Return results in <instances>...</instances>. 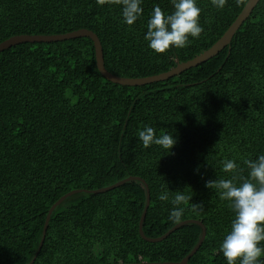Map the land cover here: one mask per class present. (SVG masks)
I'll list each match as a JSON object with an SVG mask.
<instances>
[{"label":"trees","instance_id":"trees-1","mask_svg":"<svg viewBox=\"0 0 264 264\" xmlns=\"http://www.w3.org/2000/svg\"><path fill=\"white\" fill-rule=\"evenodd\" d=\"M248 0H227L217 10L197 0L204 31L183 49L156 54L143 39L154 5L171 13L170 0H143V15L130 27L116 6L96 0H0V43L20 35H59L79 29L99 39L105 69L139 79L168 72L211 48ZM151 126L174 135L170 150L144 149L138 132ZM264 154V0L216 56L165 81L122 86L97 69L89 38L21 43L0 52V264L179 262L201 229L188 223L160 242L138 233L166 234L185 220L201 222L204 241L188 264H226L219 244L233 213L210 181L232 178L222 161ZM86 191V192H85ZM165 192L168 201L159 196ZM182 194L183 214L169 219L171 199ZM193 205L200 207L193 208Z\"/></svg>","mask_w":264,"mask_h":264},{"label":"clouds","instance_id":"clouds-1","mask_svg":"<svg viewBox=\"0 0 264 264\" xmlns=\"http://www.w3.org/2000/svg\"><path fill=\"white\" fill-rule=\"evenodd\" d=\"M100 7L116 6L120 11L123 24L131 26L140 19L144 9L143 0H96ZM172 11L166 13L159 5H154L146 24L143 39L156 54H163L170 48L183 49L193 39H199L204 29L200 25L201 9L197 0H170ZM227 0H211L217 10H222ZM138 140L144 149L153 145L170 152L176 144L174 135H157L151 126H144L138 132ZM248 170L247 178L240 183L234 182L242 169L233 159L222 161L225 173L232 178L210 181L207 187L214 186L222 201L233 213L229 230L219 244L226 264H264V154L255 159H242ZM161 201H168L167 192L159 196ZM184 200L182 194L171 199L173 205L169 219H178L183 214L180 207ZM200 207L193 205V208Z\"/></svg>","mask_w":264,"mask_h":264},{"label":"water","instance_id":"water-1","mask_svg":"<svg viewBox=\"0 0 264 264\" xmlns=\"http://www.w3.org/2000/svg\"><path fill=\"white\" fill-rule=\"evenodd\" d=\"M258 1L259 0H248L246 2L245 6L243 7L242 11L240 12L238 17L236 18V20L232 23V25L227 29V31L223 34V36L207 51H205L201 55L196 56L192 60H189V61L184 62V63H179V61L176 60V66L174 68H172L168 72L158 74L155 76H151V77H145V78H139V79H126V78H119V77H116V76L110 74L104 67L103 52H102L101 44H100L98 37L92 31L85 30V29H79V30H76V31H73L70 33H66V34L50 35V36L49 35L14 36V37H11L8 40L0 43V52L4 51V50H6L12 46L21 44V43H49V42L73 40V39H78V38H89L92 41L93 46H94L97 69L105 79H107L108 81H110L112 83L122 85V86H143L146 84L165 81L169 78H172L174 76L181 74L182 72H184L188 69L195 68V67L199 66L200 64H202V63L208 61L209 59L213 58L214 56H216L219 52H221L223 49H225L230 44L235 32L244 23V21L250 16L251 12L253 11L254 7L257 5ZM129 181H140L143 183V185L145 187L146 202H145V207H144V210L142 212V215H141V218L139 221V225H138V233L140 234L142 239H144L147 242H152V243L160 242V241L166 239L172 232L177 230L179 227L186 225L188 223H194V224L198 225L201 229V236H200L198 242L196 243V245L194 246V248L190 251V253L187 256H185L183 259H181L179 262H157V263L136 262V263H120V264H188V261L190 260V258L194 254H196V252L198 251V249L202 245L204 238H205V235H206L205 227L201 222L195 221V220H185V221H182V222L176 224L173 228H171L166 234H164L161 237H158L155 239L146 238L145 235L143 234V231H142V225H143V221H144L145 215H146L148 207H149L150 194H149L148 186L146 185L144 180H142L139 177H128L124 180H121V181L113 184L112 186L93 191V193L107 192V191L114 189L116 187H119V186H121V185H123ZM81 192H84V190H73V191L67 193L66 195L59 198L53 204V206L50 208V210L47 213L45 222H44L42 236H41V240L39 243L38 250L28 264H33L38 253H39V250H40V248L43 244V241H44L48 222L50 220V217H51V214L53 213V211L59 205H61L68 197L75 195L77 193H81Z\"/></svg>","mask_w":264,"mask_h":264}]
</instances>
